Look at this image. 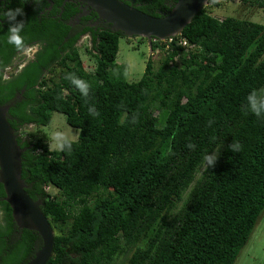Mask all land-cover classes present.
Masks as SVG:
<instances>
[{
	"label": "trees",
	"instance_id": "1",
	"mask_svg": "<svg viewBox=\"0 0 264 264\" xmlns=\"http://www.w3.org/2000/svg\"><path fill=\"white\" fill-rule=\"evenodd\" d=\"M28 1L0 2V104L20 95L8 119L23 149L26 191L44 202L55 231L48 264H235L264 211V116L244 107L252 90L264 88V24L219 19L210 10L219 4L209 0L177 35L193 49L173 44L157 63L150 55L131 83L117 63L122 33L91 32L90 70L79 35L52 17L40 24ZM120 1L162 17L178 0ZM241 2L264 10V0ZM16 9L19 47L7 39L6 14ZM38 43L36 56L4 79L18 53ZM70 77L85 82L87 94ZM54 112L79 132L60 150L42 129ZM31 125L37 130L29 133ZM5 196L0 183V264H26L42 240L18 230Z\"/></svg>",
	"mask_w": 264,
	"mask_h": 264
},
{
	"label": "water",
	"instance_id": "2",
	"mask_svg": "<svg viewBox=\"0 0 264 264\" xmlns=\"http://www.w3.org/2000/svg\"><path fill=\"white\" fill-rule=\"evenodd\" d=\"M4 1L7 0H0ZM74 1L79 2L83 10H94L112 31L129 39H147L150 51L153 39L165 40L180 34L209 4V0H178L168 14L154 17L120 0ZM17 99L20 95L10 104H0V183L6 194L4 200L10 205L18 228L37 232L42 240L41 248L26 264H48L54 252L55 231L43 212L44 202L34 201L29 196L22 179L23 149L8 119V112Z\"/></svg>",
	"mask_w": 264,
	"mask_h": 264
},
{
	"label": "rangeland",
	"instance_id": "3",
	"mask_svg": "<svg viewBox=\"0 0 264 264\" xmlns=\"http://www.w3.org/2000/svg\"><path fill=\"white\" fill-rule=\"evenodd\" d=\"M215 1L219 6H214L210 10L213 12V16L219 19L229 16L264 24V10L244 5L241 0ZM128 39L120 40L117 63L126 65L127 79L129 82L135 83L141 80L145 72L146 63L150 57V49L148 42L143 41L141 38ZM87 46H90V40L83 39L79 49L86 66L92 70L95 63L86 52ZM159 59V57H154L153 60L157 63ZM158 114L156 112V115ZM42 129L50 138L52 150H60L64 141H77L79 136V132L67 124L65 116L57 112L52 114L50 125L42 127ZM36 130L37 128L34 125L29 126L27 129L29 133ZM51 191L53 194H57V190L51 189ZM235 264H264V211L256 223L248 244L241 250Z\"/></svg>",
	"mask_w": 264,
	"mask_h": 264
},
{
	"label": "flooded vegetation",
	"instance_id": "4",
	"mask_svg": "<svg viewBox=\"0 0 264 264\" xmlns=\"http://www.w3.org/2000/svg\"><path fill=\"white\" fill-rule=\"evenodd\" d=\"M43 1H47L46 3H48V5L45 6L44 3L37 4L35 0H29L25 7L30 10L31 9L38 10V15H39L38 19L40 21V24H42L43 26L45 25L44 21L47 23L50 22V17H52L53 21L58 20L59 23H65L66 27H69V32L71 34V37L79 35V41L77 42L78 47L83 39L90 40L91 32H96L97 30H102L104 28L111 29L108 23H105L99 19V16L94 12V10H92L91 8H86L85 10L81 9V4L77 1L71 0L75 3L73 4L75 5L74 8H77V11L75 13H72L71 15H69L70 14L69 11L66 12L65 10V6L68 5L66 0L62 2V4H59L58 1L55 2L53 0H43ZM1 7L4 9L7 8L6 5H1ZM40 7H43L44 10H41ZM59 9L60 12L58 13ZM52 12H54V14H52ZM39 50H40L39 43L26 46L23 49V51L18 53V55L14 58V63L8 68L4 69L3 78L4 79L10 78L13 69H17L18 71H20L22 68H24L27 65L28 60L33 59ZM18 230L21 229L18 228ZM16 239H20L19 236L16 237ZM30 259L31 258H29L28 261Z\"/></svg>",
	"mask_w": 264,
	"mask_h": 264
},
{
	"label": "clouds",
	"instance_id": "5",
	"mask_svg": "<svg viewBox=\"0 0 264 264\" xmlns=\"http://www.w3.org/2000/svg\"><path fill=\"white\" fill-rule=\"evenodd\" d=\"M20 14H22L20 9L10 10L6 14L8 17V22L10 24L7 33L8 43L13 44L17 47L20 46L21 37L19 33L21 30L22 23H16V18ZM70 79L72 83L81 90V92L87 94V85L85 82L74 77H70ZM244 107L247 111H249L250 113L254 114L257 117L264 116V88L252 90L246 97ZM90 112L93 115H98V113H96L94 109H90ZM238 148L239 145L235 143H232L231 145L228 146V150L233 152L236 151ZM219 158H214L211 161H208L207 166L210 168L215 167Z\"/></svg>",
	"mask_w": 264,
	"mask_h": 264
},
{
	"label": "built area",
	"instance_id": "6",
	"mask_svg": "<svg viewBox=\"0 0 264 264\" xmlns=\"http://www.w3.org/2000/svg\"><path fill=\"white\" fill-rule=\"evenodd\" d=\"M153 41L157 43L160 42L159 43L160 46L156 49L154 53L152 52V49L150 51V55H152L153 57H160L163 51L168 52L171 49L173 44L182 47L185 52H188L190 48L193 49V46L189 44L187 39L182 38V37L178 38L177 35L173 37H169L165 40L153 39ZM175 60L178 61V57H176Z\"/></svg>",
	"mask_w": 264,
	"mask_h": 264
}]
</instances>
